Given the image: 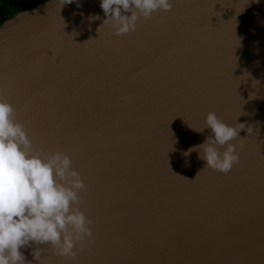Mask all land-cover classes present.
Here are the masks:
<instances>
[{
    "label": "water",
    "instance_id": "95a60500",
    "mask_svg": "<svg viewBox=\"0 0 264 264\" xmlns=\"http://www.w3.org/2000/svg\"><path fill=\"white\" fill-rule=\"evenodd\" d=\"M171 2L120 36L97 31L101 0L0 22V90L44 155L71 156L93 221L75 260L32 243L31 264H264V0ZM210 111L254 126L228 174L184 154Z\"/></svg>",
    "mask_w": 264,
    "mask_h": 264
},
{
    "label": "clouds",
    "instance_id": "9594fccd",
    "mask_svg": "<svg viewBox=\"0 0 264 264\" xmlns=\"http://www.w3.org/2000/svg\"><path fill=\"white\" fill-rule=\"evenodd\" d=\"M72 2L60 0L62 6ZM100 7L106 18L97 31L111 25L120 36L136 31L140 17L148 19L158 10L170 11L173 4L171 0H101ZM241 115L247 113L242 111ZM192 129H210L212 135L184 154L199 151L205 167L224 174L239 163L236 145L231 141L241 130L246 129L249 135L254 132L253 125L228 124L214 111L208 112L202 128ZM225 145L221 152L220 147ZM72 164L68 154L57 150L44 155L43 148L33 144L17 118L16 108L0 90V264H31L21 248L32 243L37 245L33 249L37 261L42 244H50L57 256L75 260L77 244L83 245L93 237V221L80 207L81 190L87 191V186Z\"/></svg>",
    "mask_w": 264,
    "mask_h": 264
},
{
    "label": "trees",
    "instance_id": "16d2710c",
    "mask_svg": "<svg viewBox=\"0 0 264 264\" xmlns=\"http://www.w3.org/2000/svg\"><path fill=\"white\" fill-rule=\"evenodd\" d=\"M37 1L40 0H4L2 6H0V22H2L6 16L13 14L17 10L33 5Z\"/></svg>",
    "mask_w": 264,
    "mask_h": 264
},
{
    "label": "flooded vegetation",
    "instance_id": "af4514ba",
    "mask_svg": "<svg viewBox=\"0 0 264 264\" xmlns=\"http://www.w3.org/2000/svg\"><path fill=\"white\" fill-rule=\"evenodd\" d=\"M3 1H4V0H0V6H2ZM17 11H19V10H17ZM17 11H16V12H17ZM16 12H14L13 14H15ZM13 14H10V15L6 16V18H8L9 16H12ZM6 18H5V19H6Z\"/></svg>",
    "mask_w": 264,
    "mask_h": 264
}]
</instances>
